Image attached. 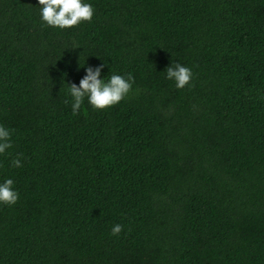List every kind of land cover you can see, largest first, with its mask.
I'll use <instances>...</instances> for the list:
<instances>
[{"label": "trees", "instance_id": "1", "mask_svg": "<svg viewBox=\"0 0 264 264\" xmlns=\"http://www.w3.org/2000/svg\"><path fill=\"white\" fill-rule=\"evenodd\" d=\"M91 2L60 29L0 0V180L20 194L0 264H264V0ZM102 60L133 90L73 114L68 83Z\"/></svg>", "mask_w": 264, "mask_h": 264}, {"label": "clouds", "instance_id": "2", "mask_svg": "<svg viewBox=\"0 0 264 264\" xmlns=\"http://www.w3.org/2000/svg\"><path fill=\"white\" fill-rule=\"evenodd\" d=\"M38 5L40 20L60 29L90 21L95 13L91 0H38ZM105 65L104 61L95 66L84 63L81 66L84 67L85 75L79 80V84L68 83L67 95L73 114L78 112L85 100L95 109H105L119 103L133 90L135 77L132 72L112 71L107 76L101 75ZM163 71L165 78L172 81L177 89L190 84L193 76L192 68L177 60H171ZM10 135V129L0 123V154H5L11 147ZM21 156L22 153H17L10 161V166L21 167ZM19 195L11 177L0 180V204L13 205L18 201ZM122 228L123 225L115 223L111 227V233L118 234Z\"/></svg>", "mask_w": 264, "mask_h": 264}]
</instances>
